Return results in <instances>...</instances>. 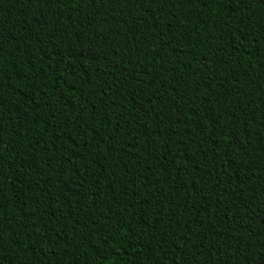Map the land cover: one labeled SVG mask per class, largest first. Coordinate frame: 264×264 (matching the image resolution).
Listing matches in <instances>:
<instances>
[{
	"label": "trees",
	"instance_id": "16d2710c",
	"mask_svg": "<svg viewBox=\"0 0 264 264\" xmlns=\"http://www.w3.org/2000/svg\"><path fill=\"white\" fill-rule=\"evenodd\" d=\"M0 264H264V0H0Z\"/></svg>",
	"mask_w": 264,
	"mask_h": 264
}]
</instances>
